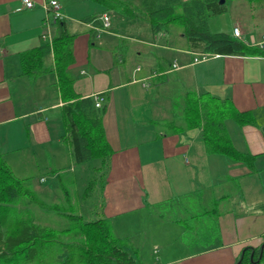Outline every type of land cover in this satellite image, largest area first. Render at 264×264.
Instances as JSON below:
<instances>
[{"label": "crops", "instance_id": "0c3cea01", "mask_svg": "<svg viewBox=\"0 0 264 264\" xmlns=\"http://www.w3.org/2000/svg\"><path fill=\"white\" fill-rule=\"evenodd\" d=\"M33 1L32 8L20 9L23 0H0V157L17 177L33 178L49 202L59 201L68 187L84 217L86 197H74L79 196L72 174L78 163L61 139L65 99L53 47L57 22L46 13L47 0ZM57 1L61 21L74 36L64 69L73 79L71 93L101 98L113 152L105 184L102 188L99 181L95 190L93 218H84L109 219L117 238L138 247L141 264H237L243 249L260 248L264 54L195 52L176 28L155 33L153 0ZM231 1V9L210 18V30L264 51V2ZM104 14L110 26L99 30ZM44 43L49 44L47 72L32 78L23 73L20 56ZM186 93L227 99L253 115L252 124L228 119L226 128L239 151L255 156L254 169L208 154L201 128L174 131L167 124L183 126L182 108L174 105L180 99L182 106ZM88 169L89 185L91 165Z\"/></svg>", "mask_w": 264, "mask_h": 264}, {"label": "trees", "instance_id": "16d2710c", "mask_svg": "<svg viewBox=\"0 0 264 264\" xmlns=\"http://www.w3.org/2000/svg\"><path fill=\"white\" fill-rule=\"evenodd\" d=\"M151 25L154 32L176 28L184 34L190 50L208 54H264L248 47L227 32H212L209 20L226 10L220 0H153ZM261 5L264 0H247ZM172 32V31H171ZM73 35L66 23L57 22L53 47L59 86L65 103L61 107L65 134L76 163H90L92 177L83 196L103 188L112 149L103 127L106 106H96L94 97L71 93L72 80L64 69L72 59ZM49 44L21 54L23 73L35 78L47 72L44 64ZM183 126L168 122L175 129L201 128L208 154H220L254 169V155L239 151L226 128L228 119L239 125L254 123L253 115L235 109L229 100L204 93H186L182 105ZM102 190V189H101ZM64 220L63 227L47 224L50 217ZM138 249L127 239L117 238L109 219L86 220L77 212L73 194L63 187L61 199L49 202L35 187L33 178L17 177L0 157V264H141ZM237 264H264V242L260 248L246 247Z\"/></svg>", "mask_w": 264, "mask_h": 264}, {"label": "rangeland", "instance_id": "374dc122", "mask_svg": "<svg viewBox=\"0 0 264 264\" xmlns=\"http://www.w3.org/2000/svg\"><path fill=\"white\" fill-rule=\"evenodd\" d=\"M232 3H233V1H231V0L230 1H227L225 3V8H226L225 12L228 11V8L227 7H229L230 9L232 8ZM179 101L181 103V100L180 99H177L176 100V104L174 105V108L175 109L182 108V106L180 105V103H178ZM90 163L75 164V168L76 169H75V172L72 173V174L76 177V179L78 181L77 191H79V196H78V192L74 193V197L75 198H79L80 197V199H82V197H83V193L84 192L82 191V189L85 188L88 185V181H89V179H88L89 178V169H88V166L91 165ZM73 192H75V191H73ZM96 193L97 192L94 191L89 196H87L85 200H82V203L84 205H88V207L85 206L88 209V211H89V212H86L84 214V217L85 218H93V212H92L93 205L97 202V199H98V194H96ZM44 196H45V198L51 200V197H48L46 195H44ZM52 196H53V194H52ZM46 223L49 224V225H51V226L59 227V228L64 226V220L63 219H60L59 217H56V215L53 216V217H50L47 220ZM112 231L115 234L114 230H112ZM136 248L138 249V247H136ZM140 249H142V248H140ZM136 255L140 259V262H142L141 254L139 255V249H138V253Z\"/></svg>", "mask_w": 264, "mask_h": 264}, {"label": "built area", "instance_id": "2783aa9c", "mask_svg": "<svg viewBox=\"0 0 264 264\" xmlns=\"http://www.w3.org/2000/svg\"><path fill=\"white\" fill-rule=\"evenodd\" d=\"M33 6H34L33 0H23L22 6L20 9L32 8ZM44 6H45L46 13H51L53 15V20L55 23L63 19L64 15L61 12L60 4L58 3L57 0H47L45 1ZM101 20H102V25L101 27H99V30H105L109 28L110 26L109 15L104 14ZM234 33L237 37H239L241 34V31L239 28H235ZM42 38L48 41L52 40L50 36L47 34H43ZM95 101H96V106L100 107L101 98L99 96H95Z\"/></svg>", "mask_w": 264, "mask_h": 264}, {"label": "water", "instance_id": "95a60500", "mask_svg": "<svg viewBox=\"0 0 264 264\" xmlns=\"http://www.w3.org/2000/svg\"><path fill=\"white\" fill-rule=\"evenodd\" d=\"M225 3V0H220V4H224Z\"/></svg>", "mask_w": 264, "mask_h": 264}]
</instances>
